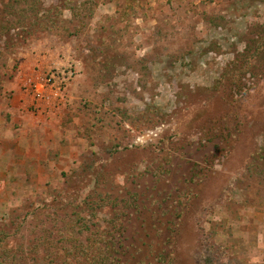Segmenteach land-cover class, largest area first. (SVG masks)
Wrapping results in <instances>:
<instances>
[{"label": "rangeland", "instance_id": "1", "mask_svg": "<svg viewBox=\"0 0 264 264\" xmlns=\"http://www.w3.org/2000/svg\"><path fill=\"white\" fill-rule=\"evenodd\" d=\"M95 2L74 35L17 27L0 56L3 113L24 74L76 65L44 112L55 171L0 178L6 241L73 220L93 193L80 214L112 226L124 264L168 246L176 264H264V0Z\"/></svg>", "mask_w": 264, "mask_h": 264}, {"label": "trees", "instance_id": "2", "mask_svg": "<svg viewBox=\"0 0 264 264\" xmlns=\"http://www.w3.org/2000/svg\"><path fill=\"white\" fill-rule=\"evenodd\" d=\"M55 1V4L45 8L42 0H0V56L13 46L14 37L11 32L15 28L24 29L25 25L36 26L37 29L27 32L32 36L36 32H56L72 36L77 25L75 21L84 24L86 19L91 17L96 6L95 0ZM27 12H36L29 22H27V19L30 18L27 16ZM65 12L69 13V16H66ZM70 24L73 25L69 26ZM92 194H86L80 203L74 206L78 210L76 212L78 215H74L76 219L71 220L70 217L68 221L67 214L56 215L53 216L54 218L51 215H46L47 221L45 218H40V220L44 219L46 222H51L52 225L38 228L33 238L25 242L10 245L6 241L10 230L18 226L13 218H10L5 224H1L0 264H124L119 259L120 255H117L119 253L117 246L124 247V242L121 241L120 244H117L115 237L112 236V226L101 228L100 225L87 220L81 216L82 213L80 214L94 203ZM59 196L65 195L60 194ZM66 197L73 200L72 203L77 200L72 196ZM79 205L80 207L77 209ZM112 221L113 217L109 222ZM29 228L33 231L36 226L30 224ZM168 247H163L160 251L154 250L156 252L153 260L159 264H176L175 248L172 247L171 250H168ZM134 255L132 256L136 259ZM135 263L138 264V261Z\"/></svg>", "mask_w": 264, "mask_h": 264}, {"label": "crops", "instance_id": "3", "mask_svg": "<svg viewBox=\"0 0 264 264\" xmlns=\"http://www.w3.org/2000/svg\"><path fill=\"white\" fill-rule=\"evenodd\" d=\"M194 1L199 4L202 0ZM114 6L116 7L117 5H113V8ZM203 6H201L203 10L208 9ZM67 61L65 62L63 59L57 60L54 66L66 65ZM54 66H42L26 75L24 74L21 79L23 90H21L20 85L18 89L15 88L10 98V105L7 106L8 111L5 113L2 112L4 102L0 100V178L26 177L28 175L33 177L36 173L38 175H49L51 170L55 171V161H50L47 155L48 144L51 143L49 142V137L54 135L53 129H48L51 127L52 124L50 122L52 121H47L44 118L46 116L44 112L49 110L48 114H50L53 106L46 107L45 104H42L36 109L37 105L34 103L32 95L29 94L23 85L27 78L39 75ZM31 107L34 110L36 109V114L31 113ZM59 108L61 107L59 106ZM23 171L29 172L25 173ZM6 182H3L5 188L7 186L5 185Z\"/></svg>", "mask_w": 264, "mask_h": 264}, {"label": "built area", "instance_id": "4", "mask_svg": "<svg viewBox=\"0 0 264 264\" xmlns=\"http://www.w3.org/2000/svg\"><path fill=\"white\" fill-rule=\"evenodd\" d=\"M76 74L74 62H68L63 66L50 67L43 73L27 78L24 87L32 95L34 103L40 105L55 106L62 99V94Z\"/></svg>", "mask_w": 264, "mask_h": 264}]
</instances>
